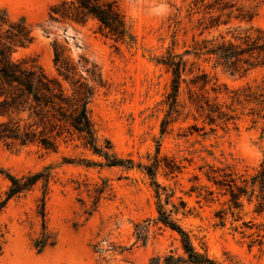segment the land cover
<instances>
[{
  "label": "rangeland",
  "instance_id": "obj_1",
  "mask_svg": "<svg viewBox=\"0 0 264 264\" xmlns=\"http://www.w3.org/2000/svg\"><path fill=\"white\" fill-rule=\"evenodd\" d=\"M59 2L0 0V13L33 37L14 57L49 77L57 76L55 42L94 62L104 84L90 116L100 144L110 142L124 164L106 166L77 137L56 151L0 143V264H151L182 254L181 236L158 221L161 204L201 253L223 264H264V66L232 73L195 55L206 42L264 32V0H119L124 43L95 21L52 20ZM169 53L186 63V83L162 133L172 75L161 61ZM202 74L210 85L199 91L191 81ZM191 89L233 119L211 124ZM33 176L40 179L7 200L12 178ZM230 176L237 199L220 183Z\"/></svg>",
  "mask_w": 264,
  "mask_h": 264
},
{
  "label": "trees",
  "instance_id": "obj_2",
  "mask_svg": "<svg viewBox=\"0 0 264 264\" xmlns=\"http://www.w3.org/2000/svg\"><path fill=\"white\" fill-rule=\"evenodd\" d=\"M203 5L207 10L213 9L210 5ZM225 9L220 8L221 11ZM50 15L57 22L71 21L85 25L95 21L100 33L116 43H124L128 37L127 22L119 0H60L52 7ZM32 42L31 31L23 22H11L0 13V143L8 148L36 146L46 151H56L61 141L77 137L85 147L103 155L106 166H122L124 161L111 154L110 142H107V146L100 144L89 112L98 87L104 84L99 67L85 56L73 58L63 45L55 42L53 50L57 76L49 77L36 63L29 64L14 57ZM195 55L232 73L246 74L264 66V32L257 31L255 34L249 30L233 40L222 38L206 42ZM161 62L172 75L165 101L167 113L162 122L164 133L179 111L180 90L182 84L186 83V63L180 56L171 53ZM191 83L199 91H204L210 85V80L202 74ZM193 97L211 124L233 119L223 111L222 106L210 103L204 94L192 92L191 89ZM149 172L153 176V167L149 168ZM259 175L264 179V170ZM39 179L40 176L22 180L12 178L7 200L29 189ZM226 179L220 182L221 185L231 189L233 185L236 186L235 178L230 176L229 180ZM231 191L233 199H237V194L233 189ZM157 197L161 200L159 189ZM4 205L5 202L0 205V211ZM158 213V221L181 236L183 253L170 251L164 257L152 258L151 264H223L198 251L189 234L172 219L162 204L158 207Z\"/></svg>",
  "mask_w": 264,
  "mask_h": 264
}]
</instances>
